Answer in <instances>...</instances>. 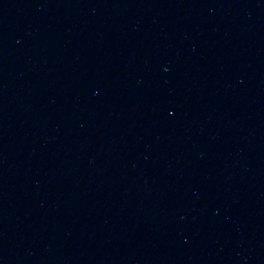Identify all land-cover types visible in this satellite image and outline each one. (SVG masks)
I'll return each instance as SVG.
<instances>
[{
    "label": "water",
    "instance_id": "water-1",
    "mask_svg": "<svg viewBox=\"0 0 264 264\" xmlns=\"http://www.w3.org/2000/svg\"><path fill=\"white\" fill-rule=\"evenodd\" d=\"M0 264H264V0H0Z\"/></svg>",
    "mask_w": 264,
    "mask_h": 264
}]
</instances>
